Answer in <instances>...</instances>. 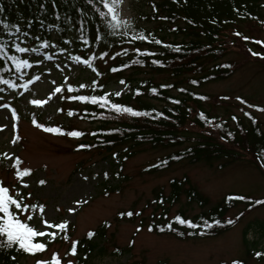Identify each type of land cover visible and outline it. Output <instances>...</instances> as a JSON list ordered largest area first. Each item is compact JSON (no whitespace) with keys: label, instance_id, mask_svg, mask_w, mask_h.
I'll return each mask as SVG.
<instances>
[{"label":"trees","instance_id":"1","mask_svg":"<svg viewBox=\"0 0 264 264\" xmlns=\"http://www.w3.org/2000/svg\"><path fill=\"white\" fill-rule=\"evenodd\" d=\"M144 3L146 8L137 13L138 19L157 25L155 29L136 25L134 34H143L146 41H133L132 35H109L105 22L96 11H106L100 0H92V3L89 0H55V6L53 0H0V8L3 9L0 12V21L20 25L22 31L16 42L24 47L30 44L40 46L44 40L50 42L51 38L56 39L61 48L69 45H73V49L85 47L76 52V55L91 60L97 70L93 71L96 73L93 80L96 83L92 81L84 89L69 83L61 95L62 101L72 103L65 112H73L70 117L91 127L82 132L84 135L79 137L82 139L79 145L102 150L103 153L114 155L120 160L136 154L139 147L143 146L152 150H171L157 159L154 165L144 169L150 173L179 162L190 165L201 163L209 168L222 170L245 156L264 173V157L258 158L257 155L264 152V132L256 115L250 110H241L239 114H235L227 108L219 109L222 106L212 103L210 95L198 91L206 84L231 77L233 64L224 60L226 50L219 44L220 36L243 25L256 24L264 28V0H144ZM29 21L32 24L30 28ZM23 32L30 35L25 37ZM98 33L102 36L99 41L95 39ZM81 35L89 40L87 45L82 43ZM167 35H172L173 39H168ZM36 36L40 40L34 39ZM15 39L7 36L4 29L0 28V40L10 44ZM154 40L162 43L156 44ZM175 47H179L180 51H174ZM137 48L141 53L149 52L154 55L137 54ZM124 50H127V54H124ZM101 53L108 55L101 59ZM24 58H28L27 55ZM153 60L159 63H153ZM104 67L107 69L102 73ZM113 68L117 71H111ZM0 73L4 79L15 83L16 72L11 61H0ZM106 74H109L108 79H116L119 83L121 80L125 81L129 91L118 97L108 94L106 81H102V76ZM143 74L165 76V81L156 82L152 78L140 80L138 75ZM165 85L170 87H162ZM69 86L73 88L72 92H68ZM152 89L156 92L153 93ZM65 95H108L110 102L148 112L149 115L133 117L129 114H118L106 108L102 109L90 101L65 100ZM245 112L249 115L246 116ZM160 113L163 115H159ZM201 113L204 114L203 119ZM234 116L236 120L232 119ZM15 192L16 190L10 191L11 194ZM235 196L242 195L229 193L211 204L208 198L190 185L186 177L173 178L169 181L168 195L165 196L163 191L158 192L154 211L147 223L144 218L140 220L139 229L145 226L152 234L170 236L179 241L218 237L232 226V223H227V214L230 211L239 206L247 209L255 207L254 202L257 199H228ZM181 197L185 198L188 206L193 204L201 210L193 216L185 209H177L170 214V208ZM129 211L118 213L116 220L134 222V215H121ZM176 216L192 221L197 228L180 225L174 219ZM216 220L220 224H215ZM204 221L212 224V228L204 227ZM107 225L108 222L105 221L89 231L93 233L91 237L88 232L82 239L75 241L77 243L74 255L70 252L72 243L69 244L68 253L60 258V264H68V261L73 264H86L85 260L94 253L107 255L102 244ZM169 225L172 227L169 228ZM71 230L72 227L66 225L63 234ZM61 238V235L55 239L50 238L45 244L48 247L51 242H58ZM68 238L69 235L67 240ZM34 242H42V239L37 237ZM126 252H129L128 249L115 247L112 255L120 256ZM40 253L18 251L15 246L0 249V264H23L22 260L36 257ZM247 254L250 255L248 249ZM36 262L37 260L33 264Z\"/></svg>","mask_w":264,"mask_h":264},{"label":"rangeland","instance_id":"2","mask_svg":"<svg viewBox=\"0 0 264 264\" xmlns=\"http://www.w3.org/2000/svg\"><path fill=\"white\" fill-rule=\"evenodd\" d=\"M145 8L144 0H122L117 7L120 18L130 24L127 29L129 35L135 33L136 25L157 28L155 23L138 19L137 13ZM167 37L173 39L172 35ZM244 37L251 39L245 40ZM255 40L264 41L261 25H243L221 35L219 44L226 50L224 60L233 64V74L226 80L206 84L198 91L210 95L212 103L222 106L219 109L227 108L235 114L241 110L252 111L264 132V111L257 110L264 109V58L252 55V52L264 54V46L254 43ZM49 43L55 46H50V49L27 46L39 49V56L30 53L27 57L33 62L35 59H43V62L26 69L22 78L16 73L15 89L0 85V186L6 185L11 192L19 188L25 197L30 192L31 197H27L26 202L44 206V214L41 215L37 209L36 216L52 223L66 222L72 230L63 234L64 231L47 229L62 238L51 242L38 256L22 260V263L50 260L53 253H57L59 259L63 258L68 253L69 244L82 239L106 221L104 242L100 243L107 255L94 253L85 260L86 264H232L233 261L264 264V255L256 256L257 252L264 254V204H255L250 209L239 206L230 211L227 217L233 221L231 228L215 238L179 241L170 236L152 234L145 226L137 231L140 220L144 218L147 223L154 211L158 192L168 195L169 181L173 178L186 177L192 187L214 204L229 193L254 200L263 199L264 173L246 156L222 170L201 163L179 162L150 173L144 169L171 150H152L143 146L136 154L120 160L96 148L78 147L82 141L80 138L48 133L36 127L33 121L45 127L60 128L65 133L71 130L84 132L91 128L87 123L70 117L65 111L72 103L61 100L69 83L89 86L96 78L92 68L71 59L85 47L73 49L74 46L69 45L61 48L54 38ZM48 56L52 59H46ZM106 69L104 67L102 73ZM108 75L102 76L108 94L120 91L123 95L129 91L127 84L108 79ZM36 76L40 79L35 80ZM138 77L140 80L165 81V76L143 74ZM30 79L34 82L28 83L27 89L21 86ZM58 86L63 90L54 94ZM237 97L247 104H241ZM34 99L47 103L35 106L31 103ZM12 108L16 110L15 117ZM24 169L31 170L30 176L23 178L28 182L27 188L22 187V182L15 176L17 170ZM41 179L45 181L43 185L38 183ZM170 209V214L177 209H185L190 216L201 210L193 204L188 206L184 197ZM129 210L136 217L134 222L116 220L118 213ZM32 212L29 209V214ZM37 227L44 226L37 224ZM68 235L67 240L64 237ZM40 238L42 243L50 239ZM115 247L129 252L112 255Z\"/></svg>","mask_w":264,"mask_h":264},{"label":"snow or ice","instance_id":"3","mask_svg":"<svg viewBox=\"0 0 264 264\" xmlns=\"http://www.w3.org/2000/svg\"><path fill=\"white\" fill-rule=\"evenodd\" d=\"M122 2V0H100V3L103 5V9H106V11H102L100 9H96L98 11L99 16L101 20L105 22V25L107 29L109 30V35H121V36H128L129 33L127 29L130 28L129 22L122 20L120 18L119 12L116 10L119 4ZM89 3H92V0H89ZM53 5L55 6V0H53ZM43 8L44 6L41 5ZM3 9L0 8V12H2ZM57 19L59 17L57 16ZM43 23V22H41ZM32 26L31 21L28 22V27L30 28ZM0 28L4 29L5 34L10 37H15L16 39L13 40L10 44L8 42H5L4 40H0V61L8 60L11 61L12 66L16 73L21 74V78L24 74V71L26 69H32L34 67L39 66L40 63L43 62V59H35V62L33 60H30L28 58H24L27 54H36L39 56V49L36 47H24L21 46V43H17L16 40L20 39V36L18 34L21 33L22 29L19 24H13L9 23L7 21H0ZM123 29V31H121ZM83 31V29H81ZM30 33L23 32V36L27 37ZM236 35H240L239 33H236ZM36 40H40L39 36L34 37ZM81 41L83 44L87 45L89 43V40L87 38H84L83 35H81ZM97 41L102 39V36L98 33L95 37ZM131 39L133 41L140 40V41H146L147 38L143 34H133L131 36ZM245 40L251 39L250 37H244ZM254 43L260 44L264 46V41L255 40ZM65 43H69V41H65ZM154 43L161 44L162 42L160 40H154ZM49 46L54 47L55 45H50L49 41L44 40L40 47L41 48H48ZM168 47H171L170 45ZM176 52L180 51L179 47H175L173 49ZM137 54L141 55H154V53L149 52H143L141 53L140 49H135ZM16 53L20 54L17 55ZM124 54H127V50H124ZM108 53H101V59H103L105 56H107ZM253 56H261V58H264V54L258 53V52H252ZM114 58V57H113ZM46 59L51 60L52 57L48 56ZM71 59L76 63H82L87 67L92 68L93 71H97L93 65L90 59H82L80 56H72ZM153 63L158 64L159 61L153 60ZM126 66V65H125ZM12 69H8V71H11ZM111 71L115 72L117 71L116 68L111 69ZM99 74V73H97ZM35 80H39L40 76H36L34 78ZM33 80H29L27 83L21 85L25 89L28 87V83H33ZM0 83L7 85L9 88L15 89L17 87V84L14 83L12 80L4 79L3 74L0 73ZM95 84L96 82L93 81ZM121 84H124L125 81L121 80ZM195 83V81H193ZM79 87L81 89H84L88 87L86 84H80ZM162 87H170V85H165ZM62 87H56L54 90L55 93H60L62 91ZM73 88L71 86L68 87V92H72ZM153 93L156 92L155 89H152ZM139 94V92H137ZM115 96H120L121 92L116 91L114 93ZM70 100H77L82 102H88L90 101L92 104L98 105L102 109H108L110 111H114L118 114H129L133 117H140V116H148V112H140L137 111L131 107L123 106L118 103L110 102L108 95H100V96H87V95H79V96H68L65 97ZM200 99H206V97H199ZM49 99H51V96H49ZM224 99H227L225 97ZM237 100L241 104H247L245 100H243L240 97H237ZM31 103L35 106H42L43 104L47 103L45 100L40 99H34L31 101ZM173 103H180V101H173ZM5 107H9L8 105H5ZM248 107H257L254 105H248ZM258 111H264V109L257 108ZM13 116L16 115V110L14 108L11 109ZM246 116L249 115V113H244ZM69 116L73 115V112L69 111ZM159 115H163L160 113ZM201 118H204V114H200ZM233 120H236V117L234 116L232 118ZM34 125L38 128H42L45 132L48 133H54V134H66L69 137L73 138H79L84 133L78 131V130H71L67 131L66 133L56 127H45L36 121H33ZM253 123H255V120L253 119ZM215 127H220V125H215ZM92 135H95V133H91ZM231 136V133L228 134ZM225 137H221V139H224ZM78 147L84 148L87 147L85 145H79ZM259 157H264V152L258 153ZM264 166V164H262ZM31 170L30 169H24L23 171L17 170L15 172V176L18 180L22 182V187L27 188L28 182L25 181L23 178L26 176H30ZM105 177H107V173H105ZM38 183L40 185H43L45 181L43 179L39 180ZM27 197H31V193H27ZM27 197L19 191V188L16 190L15 194H11L8 187L0 186V249H6V248H12L13 246L16 247V249L23 250L26 253L29 254H35L36 252H42L45 250L47 245L42 242H34L35 238L37 237H50L51 239L56 238V233L52 231H47V229H57L61 232L65 231L66 229V222H60V223H52L48 221L47 219L41 220L40 217L35 215V210L39 209V212L41 215L44 214V206L43 205H37V204H29L26 202ZM229 200H246L249 199L245 196H235V197H228ZM254 203L256 204H264V200H256ZM29 209H32V214H29ZM70 211H72L70 209ZM137 215L139 213H136ZM121 215H127L131 217L133 213L131 211L127 213H122ZM175 221H177L180 225H186L189 228H197V225L193 223L190 220H186L180 216H176ZM31 222V223H30ZM233 221L228 220L227 223L231 224ZM215 224H220V221L216 220L214 221ZM37 224H42L43 228H38ZM212 224L208 223L207 221H204V227L206 228H212ZM169 228L172 227V225L168 226ZM151 227L149 228V231H151ZM163 231L164 229H160ZM137 231H140L138 228ZM203 234V233H201ZM89 237L93 235V233L89 232ZM67 239V236L64 237ZM50 242V241H49ZM75 241L72 242V249L70 250L71 254H75V248H76ZM261 255H264L262 253L257 252L256 256L259 257ZM14 259V258H13ZM36 264H60V259L57 253H53L51 257V261L47 260H37ZM68 264H73L72 261H68ZM233 264H239L237 261H233Z\"/></svg>","mask_w":264,"mask_h":264}]
</instances>
